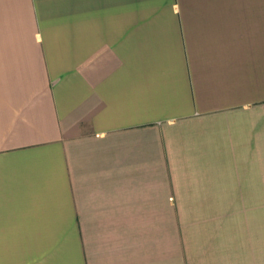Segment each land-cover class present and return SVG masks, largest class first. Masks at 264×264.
Returning <instances> with one entry per match:
<instances>
[{
  "label": "crops",
  "instance_id": "1",
  "mask_svg": "<svg viewBox=\"0 0 264 264\" xmlns=\"http://www.w3.org/2000/svg\"><path fill=\"white\" fill-rule=\"evenodd\" d=\"M0 264H264V0H0Z\"/></svg>",
  "mask_w": 264,
  "mask_h": 264
}]
</instances>
